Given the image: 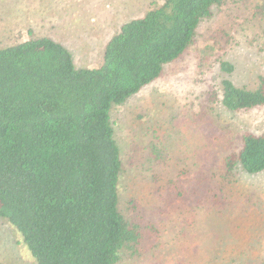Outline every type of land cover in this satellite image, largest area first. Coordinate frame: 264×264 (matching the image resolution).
Instances as JSON below:
<instances>
[{
    "label": "trees",
    "instance_id": "1",
    "mask_svg": "<svg viewBox=\"0 0 264 264\" xmlns=\"http://www.w3.org/2000/svg\"><path fill=\"white\" fill-rule=\"evenodd\" d=\"M225 1L165 0L123 23L95 67L78 66L49 36L0 46V218L35 264H119L142 254L144 226L120 193L125 165L111 111L188 52L201 22ZM220 68L232 73L235 66L223 58ZM219 92L229 111L262 107L264 75L253 88L226 76ZM150 149L152 159H167L168 145ZM220 166L219 188L200 172L179 195L200 208L225 207V187L237 174L264 172V131L241 134Z\"/></svg>",
    "mask_w": 264,
    "mask_h": 264
},
{
    "label": "rangeland",
    "instance_id": "2",
    "mask_svg": "<svg viewBox=\"0 0 264 264\" xmlns=\"http://www.w3.org/2000/svg\"><path fill=\"white\" fill-rule=\"evenodd\" d=\"M164 1L0 0V46L49 36L72 51L78 66H99L121 25ZM210 43L213 49L202 52ZM223 58L234 64L232 73L220 68ZM261 75L264 0H226L201 22L188 52L112 109L125 165L121 197L144 226L142 254L126 255L119 264H256L264 256V172L237 174L225 187V207H197L178 189L188 190L200 172L219 188L220 164L241 134L264 131V106L232 112L219 95L226 76L253 88ZM152 144L168 145L167 159H152ZM248 250L253 256L244 255ZM0 264H35L2 218Z\"/></svg>",
    "mask_w": 264,
    "mask_h": 264
}]
</instances>
